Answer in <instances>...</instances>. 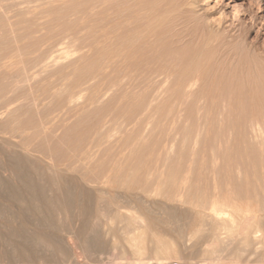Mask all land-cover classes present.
Segmentation results:
<instances>
[{
    "label": "bare ground",
    "instance_id": "1",
    "mask_svg": "<svg viewBox=\"0 0 264 264\" xmlns=\"http://www.w3.org/2000/svg\"><path fill=\"white\" fill-rule=\"evenodd\" d=\"M5 1L0 0V46L11 47V60H0V183L7 174L18 179L15 190L2 197L14 201L12 208L19 206L7 212L0 202V264H89L88 256L107 250L114 252L108 264L249 262L242 261L243 252L257 253L264 244L259 171L248 191L241 168H231L233 194H201L190 210L176 209L184 191L182 159L195 165L206 139L201 118L216 116L219 123L220 117L251 116L249 142L264 146V123L257 120L264 118V49L247 38L258 18L250 16L246 24L247 1L98 0L97 9L76 17L82 24L71 19L56 43L40 41L32 52L17 44L3 9L32 0ZM91 1L83 6L75 0H33L31 10L22 7L18 13L68 21ZM88 21L96 22L94 29ZM243 44L245 54L239 50ZM111 90L123 100L115 107L103 104ZM245 100L250 104H233ZM183 113L187 122L193 123L189 117L200 122L194 128L180 123ZM208 139L213 159L221 154V143ZM255 156L258 167L264 166V149ZM193 184L187 189L198 191ZM152 186L172 202L156 203L166 217L151 209ZM5 219L9 225L1 223ZM257 263L264 264V249Z\"/></svg>",
    "mask_w": 264,
    "mask_h": 264
},
{
    "label": "rangeland",
    "instance_id": "2",
    "mask_svg": "<svg viewBox=\"0 0 264 264\" xmlns=\"http://www.w3.org/2000/svg\"><path fill=\"white\" fill-rule=\"evenodd\" d=\"M6 1H8V0H6ZM5 1V2H6ZM76 2L78 1V2H80L83 6H85L86 4H88L89 2H88V0H75ZM89 1H91V0H89ZM233 1H236V2H238V1H240V0H233ZM245 1H247V2H245L246 4H245V6L244 7H246L248 10H249V13H248V15L249 16H247L246 18H245V22H246V24L249 22V17L250 16H257L258 18H257V28L255 29V31H253V32H251V33H248L247 34V38H248V40H251V39H253V41H256L255 43H256V45L259 47V48H263L264 49V0H258L259 2H258V5H259V8H261V9H258V8H256L257 6V4L255 3V0L254 1H252V0H249V3H248V0H245ZM251 1V2H250ZM257 1V0H256ZM32 2H33V0H32ZM30 3V2H24V4H22V3H20V7H18V5L19 4H17V3H11V5L9 4L10 3V1H8V3L7 4H9L10 5V7L12 8V7H14V8H12V9H14L13 11H12V9L9 7V5L7 6V7H9V8H7L6 6H5V4H4V14L5 15H7L8 14V16H6V17H8V19H7V23L8 24H11V26H10V28L8 27L9 25L7 24V28H9V30H11V32L13 33L12 35H16V36H18V38L16 37V42H17V44H21V46H25V48H27V49H25V51L27 50V52H28V50L30 51V52H32V51H34L33 49L36 47V45H38L39 44V42L41 41V44H43L47 39L48 40H52V42H57L58 41V36H56L57 35V33L59 32V30H61V29H68V26H69V24H70V20L71 19H73V24H82L81 23V21L79 20V19H77L76 17H78V15H79V17H80V14H81V19H82V17H84V15H87V13L89 12V11H91V10H95V9H97V8H95L94 9V7H96L97 5H95V4H97V2H98V0H92L91 1V5H87V6H89V7H87L86 6V8L87 9H84L82 12H80V13H75V14H71V16L69 15V20L67 21V19H66V17H65V20H59L58 21V19L56 20V19H54V20H52V18L49 20L45 15V17L43 16H40L39 18H38V16H36V15H34L35 14V12L34 11H31V13L32 12H34V13H32L33 15H32V18L33 17H37V19L38 20H43V19H45L46 18V21L44 22V21H38L36 18H35V20H34V18H33V20H32V18H31V16L30 15H26L24 12L25 11H23L22 13H24V14H22L21 15V13H18V10H20L22 7H24V9H25V7L26 8H28V9H32L31 7L32 6H34L33 4L35 3L36 4V2H34V3ZM88 2V3H87ZM92 2H94V3H92ZM253 3V4H252ZM254 3H255V5H254ZM32 6H31V5ZM248 4V5H247ZM13 5H15V6H13ZM24 5H26V6H24ZM28 5V6H27ZM90 6H93V7H90ZM250 8H249V7ZM5 8H6V10H5ZM18 8V9H17ZM256 8V9H255ZM9 10V11H8ZM34 10V9H33ZM89 10V11H88ZM259 10V11H258ZM5 11H7V13L5 12ZM17 12V13H16ZM26 12H29V13H27V14H31L30 13V11L29 10H27L26 9ZM87 12V13H86ZM83 14V15H82ZM19 15V16H18ZM23 15H26L27 17H29V18H31L30 19V21H24V18L26 17V16H23ZM13 16L14 17H16V18H14V20H12L13 19ZM22 18H21V17ZM65 16V15H64ZM73 16V17H72ZM9 17H11L10 19L12 20H10L9 19ZM26 17V18H27ZM17 18H19L18 20H17ZM41 18V19H40ZM15 19H16V21H15ZM49 21H48V20ZM77 19V20H76ZM56 20V21H55ZM10 21V22H9ZM20 21V24L22 23V24H24L25 23V25L24 26H26L27 24V26L24 28V26L23 25H21L20 26V24L18 23L17 24V22H19ZM23 21V22H22ZM33 21V22H32ZM35 21H37V24H38V22H39V24L37 25V24H35L36 22ZM77 21H79V23L77 22ZM27 22V23H26ZM33 24H32V23ZM12 23H13V25H12ZM16 23V24H15ZM42 23V24H41ZM44 23V24H43ZM57 23V24H56ZM88 23H90V24H92V26H91V28H95V26L94 25H96V22L95 21H93L92 23L90 22V21H88L87 23H85V24H88ZM32 24V25H31ZM49 24V25H48ZM67 24V25H66ZM83 24H84V21H83ZM1 25V24H0ZM15 25V26H14ZM17 25H19V26H17ZM30 25V27H28ZM35 25V27H33ZM41 25L43 26V27H41ZM49 26V29H48V27H46V26ZM61 25V27H59ZM38 26H40V27H38ZM54 26V27H53ZM57 26H58V28H57ZM15 27H17V28H15ZM20 27V28H19ZM24 29H23V28ZM15 28V29H14ZM22 28V29H21ZM38 28V29H37ZM51 28V29H50ZM60 28V29H59ZM1 29H3V27H1L0 26V30ZM21 29V30H20ZM29 29H31V30H29ZM55 29H57V30H55ZM29 30V31H28ZM39 30H42L41 32L39 31ZM47 30H49V31H47ZM54 30V31H53ZM4 30H2V34H0V40H4V39H2L3 38V34H4V32H3ZM27 31V32H26ZM36 32V33H34V32ZM37 31H39V33L37 32ZM22 32H24L23 34H22ZM47 33L46 35H45V33ZM49 32H51V33H49ZM259 32V33H258ZM1 33V32H0ZM15 33V34H14ZM18 33V34H17ZM26 33V34H25ZM29 33H30V35H29ZM41 34H43V35H41ZM23 35V36H22ZM29 35V36H28ZM32 35V38L30 37ZM34 35V36H33ZM43 36V37H42ZM259 38H258V37ZM30 37V38H29ZM25 39V40H24ZM41 39V40H40ZM43 39V40H42ZM257 39V40H256ZM43 41V42H42ZM2 42H4V41H2ZM24 42V43H23ZM25 42H27V43H25ZM55 42V43H56ZM24 45H23V44ZM78 43V42H77ZM81 43V42H80ZM80 43H78V44H80ZM5 43H3V48H2V46H0V56L2 55V54H4L6 57H7V59H6V57H4L3 56V58H4V60L1 58L0 60H2V61H7V60H11V59H9L8 57L10 56L9 54H10V48L11 47H9V45H4ZM28 44V45H27ZM30 44V45H29ZM27 45V46H26ZM35 45V46H34ZM262 45H263V47H262ZM34 48H33V47ZM66 46V45H65ZM30 49H29V48ZM33 48V49H32ZM4 49V50H3ZM9 50V51H8ZM32 50V51H31ZM240 51H241V54H245L246 53V50H245V47H244V44L243 45H241V47H240V49H239ZM9 52V53H8ZM7 53V54H6ZM9 55V56H8ZM248 55H250V54H248ZM56 56V55H55ZM72 56H74V55H72ZM103 87H105L104 85H103ZM110 93L108 94V97L109 98H115L114 100L112 99H110L109 100V98L108 97H106L105 99L107 100H105L104 99V101H103V104L104 105H111V106H116V105H118V104H120L123 100L121 99V100H119L120 98H118V91L116 92V91H113V90H111V91H109ZM38 95L40 94V92H36ZM115 96H117V97H115ZM108 98V99H107ZM108 101H110V102H108ZM111 101H112V103H111ZM108 102V103H107ZM218 102V100H216V101H214V102H210L209 103V105H211V104H216ZM243 101H239V103L237 102V101H235V102H233V104L234 105H237V106H241V104H243L242 106H247V105H249L250 104V102L249 101H244L243 103H242ZM186 113H183V114H181L182 116H181V118H179V120H180V123H182V124H184L185 123V121L187 122V120H188V116H187V114L185 115ZM209 116V117H208ZM208 116H206V118L205 117H203V118H201V122H200V120H198V119H196V118H194L193 119V117H189V118H192V120H193V123H191L190 121H188L187 123H188V125L189 126H191L192 128H194V127H196L197 126V124H198V121L200 122V123H202L203 122V124H205V129H204V132H203V135H204V137L206 136V139H205V141H203L204 143H202V145H203V147H202V145H200L199 146V150H200V153H199V161H197L196 163H195V165H191V166H188V165H190V163H189V160H187V159H182V165H181V167L182 168H180L183 172L181 173L182 174V182H181V186H182V188H184V191L182 192V194L179 196V201H178V205H180V206H178V205H176L177 206V211L178 212H184V211H188V209L190 210L191 209V203L192 202H194V201H196L195 199H193V198H198L197 196H199V195H201V194H218V193H226V194H233V189H232V186L230 185V183H231V180H230V172H232V169L234 170L235 169V167L237 168H241V173H240V179H241V181L242 182H245V180L246 181H248L247 182V184H249L248 185V187L249 188H246L248 191H249V189H251V183H254L255 182V179H256V177H255V173H257L258 171L260 172L259 174H260V176H259V174H258V176L260 177V180H262V179H264V166H260L259 165V167H258V163H257V159H256V156H255V154H256V151L257 152H259V151H261V150H263L264 149V146H261V145H257V143L256 144H253V143H251V142H249V140H250V137H249V133H248V130H247V128H246V125L250 122V121H252V120H250L251 119V116H248V115H244V116H237V115H231V119H230V116H225V117H220V118H218V121H219V123L216 121L217 120V118H216V116H213L212 117V115H208ZM234 117V118H233ZM236 117V118H235ZM250 117V118H249ZM187 118V120H185V119ZM213 118V119H212ZM228 118V119H227ZM238 118H239V120H238ZM241 118V119H240ZM215 119V120H214ZM229 119L230 120H232L231 121V123H230V121H229ZM244 119V120H243ZM248 119V120H247ZM262 119V120H261ZM214 120V121H213ZM258 121H260L261 123H264V118H258L257 119ZM221 121V122H220ZM237 121H238V123H239V125L237 124ZM248 121V122H247ZM189 122L191 123V124H189ZM217 122V123H216ZM234 122V123H233ZM246 122V123H245ZM215 123H216V126H215ZM194 124V125H193ZM221 124V125H220ZM229 124H232L231 126L229 125ZM237 124V125H236ZM132 125V124H131ZM130 125V126H131ZM228 125V126H227ZM219 126V127H218ZM221 126V127H220ZM229 126L231 127V129H229ZM132 127V126H131ZM211 127V128H210ZM214 127H216L215 128V130L213 129ZM223 127V128H222ZM226 127V128H225ZM245 127V128H244ZM241 128V129H240ZM243 128V129H242ZM218 129H220L219 131H218ZM236 129V130H235ZM239 129V130H238ZM241 130H243V131H241ZM246 130V131H245ZM232 131V132H231ZM239 131V132H238ZM229 132H231V133H229ZM246 132H247V134H246ZM235 133H237V134H235ZM116 134V133H115ZM218 134H220V135H218ZM230 134V135H229ZM249 134V135H248ZM180 136H181V134H179ZM244 135V136H243ZM116 136H120V134L119 133H117V135ZM229 136H230V138H229ZM234 136V137H233ZM208 137L210 138H213V137H216V138H218L217 140L218 141H220V148H219V151H220V153L221 154H218L217 156H216V158H210L209 157V155H207V153H209L210 152V146H209V142H208ZM231 137H232V139H231ZM181 139V137L179 138V140ZM227 139H228V142H226L227 141ZM241 139V140H240ZM226 140V141H225ZM233 140V141H232ZM243 140V141H242ZM244 140H246V142L244 141ZM242 141V142H241ZM223 142V143H222ZM230 142V143H229ZM233 142V143H232ZM254 143H255V141H253ZM228 143H229V145H228ZM237 143V146L235 145ZM248 143V144H247ZM181 144V140H180V143H179V150L182 148V146L180 145ZM240 146H239V145ZM251 145L250 147L249 146H247V145ZM257 145V146H256ZM222 146V147H221ZM229 149H228V148ZM246 147L250 150V151H248L247 149H246ZM252 147H253V149H252ZM256 147H257V149H256ZM177 148V147H176ZM232 148V149H231ZM234 148H235V150H234ZM252 150H251V149ZM254 148H255V150H254ZM261 148V149H260ZM229 150V151H228ZM240 150V151H239ZM174 151V150H173ZM175 151L177 152V149H175ZM239 151V153H237ZM255 151V152H254ZM224 152H226L225 153V155H223L224 154ZM231 152H232V154L234 155V156H232V154H231ZM234 152V153H233ZM252 152V153H251ZM38 153V152H37ZM204 153V154H203ZM237 153V154H236ZM174 155H176L175 153H173ZM230 154H231V156H230ZM241 155L240 157H239V155ZM253 154V155H252ZM38 155L39 156H41L42 157V155H41V153H38ZM238 155V156H237ZM207 156V157H206ZM223 156H225V157H223ZM235 156H237V157H235ZM251 156V157H250ZM224 159H223V158ZM228 158V160H227V158ZM245 157V158H244ZM231 158V159H230ZM242 158H243V160H242ZM238 159V160H237ZM241 159V160H240ZM204 160V161H203ZM231 160H232V162H231ZM188 161V162H187ZM208 161V162H207ZM214 161V162H213ZM219 161H220V163H219ZM240 162V165H238L239 163L238 162ZM199 162V163H198ZM244 162V163H243ZM226 163V164H225ZM250 165H249V164ZM232 164L234 165V166H232ZM245 164V165H244ZM248 164V165H247ZM204 166V170L202 169L203 168V166ZM230 165V166H229ZM247 165V166H246ZM197 166V167H196ZM242 166H243V168H242ZM190 167H191V169H190ZM194 167V168H193ZM248 167V168H247ZM263 167V168H262ZM213 168V169H212ZM215 168V169H214ZM217 168V169H216ZM232 168V169H231ZM30 169V168H29ZM164 170H166L167 171V169L168 168H163ZM179 169V170H180ZM201 169V170H200ZM180 170V171H181ZM191 170H193V171H191ZM203 170V171H202ZM206 170V171H205ZM215 170V171H214ZM217 170H218V172H217ZM256 170V171H255ZM30 171H31V173H33L32 175L34 176V180H35V182L36 183H38L37 182V180L38 181H41L40 180V177L38 176V175H36V173H34V171H32L31 169H30ZM201 171V172H200ZM210 171V172H209ZM248 171V172H247ZM191 172V174H189ZM198 172H199V174H201V175H199L198 174ZM208 172L210 173V174H208ZM243 172H244V174H243ZM193 173V174H192ZM202 173L203 174H205V175H202ZM214 173V174H213ZM181 174L179 175V179H180V176H181ZM208 174V175H207ZM212 174V175H211ZM7 175H9V174H7ZM7 175H3V180L5 181H3V182H1L0 183V185H2L3 184V186L4 187H0V189H2V190H0V202L3 204V206H4V208L6 209V211L7 210H10V209H8V208H10L11 207V210H14L13 208H15V207H17V206H19V205H16V206H14L13 208H12V205H15L14 204V201H11V200H7V198H6V196H7V194L9 195L10 193H12V191H14L15 190V188H13L14 187V185H16V184H18V182L19 181H17L18 179L17 178H15L14 179V176H12V175H9V176H11V177H9V176H7ZM199 175V176H198ZM209 175H210V177H209ZM223 175V176H222ZM242 175V176H241ZM4 176H6V177H4ZM39 178H38V177ZM192 176V177H191ZM202 176V178H200ZM205 178H204V177ZM208 178H207V177ZM217 176H219V177H217ZM12 177H13V179H12ZM36 177V178H35ZM190 177V178H189ZM222 177V178H221ZM242 177V178H241ZM5 178V179H4ZM8 178V179H7ZM215 178V179H214ZM217 178L220 180H217ZM191 179H193V180H191ZM199 179V180H198ZM203 179V180H202ZM249 179V180H248ZM252 179H253V181H252ZM14 180V181H13ZM191 180V181H190ZM195 180V181H194ZM186 181V182H185ZM194 181V182H193ZM202 181V184L201 183H199V182H201ZM46 182H48V181H45V183ZM197 182V183H196ZM206 182V183H205ZM218 182V183H217ZM263 182H264V180H263ZM262 182V183H263ZM7 183V186L5 185V184ZM9 183V184H8ZM40 183H42V181L41 182H39V184ZM44 183V182H43ZM193 183H195V184H193ZM214 183V184H213ZM227 183V184H226ZM47 184H50V183H47ZM196 185V186H194V187H198L199 189H198V191H196V189L194 188H192V189H187L188 187L190 188V186L191 185ZM200 184V185H199ZM209 184V185H208ZM217 184V185H216ZM183 185H184V187H183ZM198 185V186H197ZM212 187H211V186ZM230 185V186H229ZM264 185V184H263ZM154 186V185H153ZM153 186L151 187V189H150V191L153 189ZM220 186V187H219ZM221 186H227V188L229 189H225V188H223V189H221ZM229 186V187H228ZM6 187H9L8 188V190H7V188ZM155 187H157V185H155ZM208 187V188H207ZM262 187V186H261ZM3 188H6V190L4 189L3 190ZM201 188V189H200ZM52 189V187H48V190H50V192L52 191L51 190ZM213 189V190H212ZM221 189V190H220ZM225 189V190H224ZM246 189H244V191L246 192ZM185 190H187V191H185ZM195 191V192H193V191ZM228 190V191H227ZM4 191H6V192H8L7 194H6V192H5V194H6V196H3L2 197V194L4 193ZM194 193V195L192 194V192ZM212 191V192H211ZM226 191V192H225ZM229 191H231V192H229ZM237 191V190H236ZM188 192V194L190 193V195H186V193ZM235 192V191H234ZM4 194V195H5ZM184 194H185V196H184ZM196 195V196H195ZM190 196H193L192 197V199L190 198ZM181 197H183L182 199H180ZM186 197H187V199H186ZM149 198V201H150V203H151V209L154 211V213L158 216V217H166L167 215H166V213L163 211V210H161V212H160V208L159 207H157L156 206V203H160V202H162V200L163 201H165V202H167V203H172L171 202V200H168V199H165L164 197H162L161 195H159V194H157L156 192H155V190L154 191H151L150 192V196L148 197ZM161 198H163V199H161ZM185 199V200H184ZM188 199L189 200H191V202L189 201L188 202ZM7 200V201H6ZM181 200V201H180ZM187 200V201H186ZM183 201L185 202V203H183ZM187 202H188V204H187ZM6 203H8L7 204V206H6ZM11 203V206H8L9 204ZM16 204H18L17 202H16ZM182 205H184V206H182ZM189 207V208H188ZM17 209V208H16ZM15 209V210H16ZM184 209V210H183ZM10 210V211H11ZM159 210V211H158ZM10 211H7V212H10ZM180 212V213H181ZM161 215V216H160ZM6 220V219H5ZM2 220V222L1 223H5V225H9L8 223V221L6 220ZM182 221V222H181ZM180 222H181V224L182 223H184L186 220H181ZM8 222V223H7ZM180 222L179 223H177V224H180ZM176 224V225H177ZM3 225V224H2ZM173 226H176L175 224H172ZM171 225V226H172ZM4 226V225H3ZM6 227V226H5ZM200 227V226H199ZM204 228H207L208 226L206 225H204L203 226ZM4 229V227H2V229H1V225H0V230L2 231ZM1 243V242H0ZM262 249H264V244H263V246H262ZM261 249V250H262ZM261 250L259 251V252H257V253H249V252H246V251H244L243 252V255H242V261H244L245 263L247 262V260L249 261V262H247L246 264H251L250 263V261L252 262H254L255 264L257 263V259L259 260L260 259V255H261ZM108 252V254L106 253V254H103V255H100V256H88V258L89 259H91V260H93L92 261V263L93 264H108V263H112V261H110V260H112L111 258L113 257L112 255L114 254V252L113 251H111V250H107ZM252 254H254L253 256H251ZM251 256V257H250ZM83 256L82 257H80V259L84 262V260L86 261V259H84L83 260ZM246 258H247V260H246ZM249 258V259H248ZM97 260H100L101 262H99V261H97ZM174 260V259H173ZM255 260H256V262H255ZM110 261V262H109ZM89 262V261H88ZM98 262V263H97ZM173 263L172 264H178V262L179 261H177V259H175L174 261H172ZM226 263H229V262H227V261H225ZM252 262V264H254ZM259 263H262V262H260V261H258ZM91 263V261L89 262V264H92ZM258 264V263H257Z\"/></svg>",
    "mask_w": 264,
    "mask_h": 264
}]
</instances>
